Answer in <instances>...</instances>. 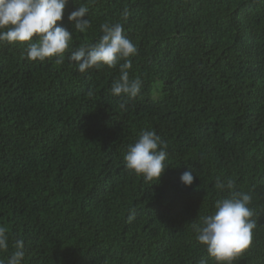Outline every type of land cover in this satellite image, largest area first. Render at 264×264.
<instances>
[{
	"label": "trees",
	"instance_id": "trees-1",
	"mask_svg": "<svg viewBox=\"0 0 264 264\" xmlns=\"http://www.w3.org/2000/svg\"><path fill=\"white\" fill-rule=\"evenodd\" d=\"M82 5L84 33L67 19ZM105 22L137 46L135 99L110 92L119 65L80 73L67 55L32 61L26 42L0 43V259L22 239L23 264H216L191 225L231 178L257 222L233 264H264V0H68L57 23L75 50ZM142 129L168 144L158 181L125 167Z\"/></svg>",
	"mask_w": 264,
	"mask_h": 264
},
{
	"label": "clouds",
	"instance_id": "clouds-1",
	"mask_svg": "<svg viewBox=\"0 0 264 264\" xmlns=\"http://www.w3.org/2000/svg\"><path fill=\"white\" fill-rule=\"evenodd\" d=\"M67 3L68 0H0V43L26 42L25 56L32 61L44 62L55 58V63L62 64L67 55L80 73L92 68H115L119 65L120 76L113 81L110 92L117 96L123 94L129 100L135 99L143 82L138 77L130 79L128 70L132 67L129 57L135 56L138 49L128 39L123 24L102 23V34L94 43L86 42L72 50V31L57 23L63 20ZM88 11V7L82 5L67 16L81 33L91 27L90 20L84 18ZM121 15L126 21L130 12L125 8ZM125 105L126 101L120 104V108L125 109ZM167 149L168 144L159 135L142 129L136 142L128 147L124 156L125 167L146 181H158L167 168ZM180 180L185 186H191L194 176L191 171H185ZM215 188L221 192L228 190L229 195L217 199L214 211L191 226L197 241L205 246L216 264H233L252 244L253 230L257 226L252 218L255 212L249 207L252 196L235 191V181L231 178H217ZM134 217L133 209L129 221ZM9 239L8 229L0 225V252H8ZM13 248L10 255L0 259V264H23L24 241L15 240ZM200 264L207 262L202 260Z\"/></svg>",
	"mask_w": 264,
	"mask_h": 264
}]
</instances>
